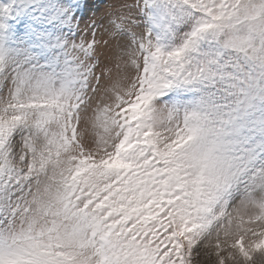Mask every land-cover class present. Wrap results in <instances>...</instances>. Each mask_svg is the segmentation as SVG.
Returning <instances> with one entry per match:
<instances>
[{
  "label": "snow or ice",
  "instance_id": "1",
  "mask_svg": "<svg viewBox=\"0 0 264 264\" xmlns=\"http://www.w3.org/2000/svg\"><path fill=\"white\" fill-rule=\"evenodd\" d=\"M0 264H264V0H0Z\"/></svg>",
  "mask_w": 264,
  "mask_h": 264
}]
</instances>
